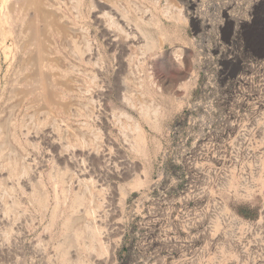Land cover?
Here are the masks:
<instances>
[{
    "label": "rangeland",
    "instance_id": "rangeland-1",
    "mask_svg": "<svg viewBox=\"0 0 264 264\" xmlns=\"http://www.w3.org/2000/svg\"><path fill=\"white\" fill-rule=\"evenodd\" d=\"M51 1L46 95L0 24V264H264V0Z\"/></svg>",
    "mask_w": 264,
    "mask_h": 264
},
{
    "label": "bare ground",
    "instance_id": "bare-ground-1",
    "mask_svg": "<svg viewBox=\"0 0 264 264\" xmlns=\"http://www.w3.org/2000/svg\"><path fill=\"white\" fill-rule=\"evenodd\" d=\"M51 2H52L51 0H1V7H3L1 9L5 8V10L7 9L8 12H6L4 10V12L1 13L0 24L1 23H7V24L9 23V26H10L11 22L12 23H21L23 26H25V30H26L25 37L27 38V40L24 39V41H26L24 51H28L31 48L33 49V47L35 46V48H34L35 52H36L35 58H33L31 60L33 62H36L37 68L35 69V67H34L35 65H34L33 67L35 70H34L33 74L31 73L32 70L30 69L31 71L28 73H31L32 75L29 74L30 76H26V77L24 76L23 77V82H26L30 85V90H29L27 95H29V93L34 94V93L40 92V90L43 91V85L46 82L48 84H52V85H55V84L59 85V83H60V77L58 76L59 73H57V71H56V70H58L56 67H58L59 65L57 66L54 59L51 58L52 56H50L52 54L51 53L52 51H51L50 45L48 44L47 37L49 38V36L51 34H57V36L59 35V37H60L63 31L59 25V18L57 17V14L55 12V7H54V5L50 4ZM177 11H178V14L181 15V10H177ZM179 15H178V17H179ZM38 26H41V28L43 29V34L41 36H44V39H41L42 37L40 38V34L38 35V32H40V30H41V29H39L40 27H38ZM20 28H22V26ZM1 29H2V27H1ZM11 29H13V28L11 27ZM60 29L62 32L60 31ZM4 31H5V29H4ZM23 32L25 34V31H23ZM5 34H6V31H5ZM9 34H10V32H9ZM62 37H64V36H62ZM68 39H70V36L66 37V40H68ZM70 46H72V45H70ZM22 49H21V51H22ZM36 49L39 50V52L36 51ZM28 54H31V53H28ZM32 56H33V54H32ZM29 61H30V59H29ZM27 64H26V66H27ZM28 68H30V67L28 66ZM60 71L61 70H59V72ZM27 90L28 89H26V91ZM48 91H50V90H48ZM46 94L47 93H45V95ZM22 96L23 97L26 96V93L25 94L23 93V95L21 94V96H19V98H23ZM36 97H37V95L35 96V98ZM46 97H45V99H46ZM50 97H51V95H50ZM45 102H48V101H45ZM78 202H79V200L75 201L76 204Z\"/></svg>",
    "mask_w": 264,
    "mask_h": 264
},
{
    "label": "trees",
    "instance_id": "trees-1",
    "mask_svg": "<svg viewBox=\"0 0 264 264\" xmlns=\"http://www.w3.org/2000/svg\"><path fill=\"white\" fill-rule=\"evenodd\" d=\"M242 213V212H241ZM242 214H245V213H242Z\"/></svg>",
    "mask_w": 264,
    "mask_h": 264
}]
</instances>
